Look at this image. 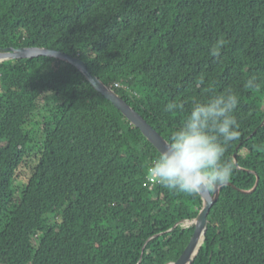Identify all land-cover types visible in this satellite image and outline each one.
I'll list each match as a JSON object with an SVG mask.
<instances>
[{"label": "trees", "instance_id": "16d2710c", "mask_svg": "<svg viewBox=\"0 0 264 264\" xmlns=\"http://www.w3.org/2000/svg\"><path fill=\"white\" fill-rule=\"evenodd\" d=\"M34 47L84 61L167 141L166 104L237 92V168L192 264H264V0H0V50ZM0 74V264L177 261L202 199L151 186L140 130L64 61Z\"/></svg>", "mask_w": 264, "mask_h": 264}, {"label": "clouds", "instance_id": "9594fccd", "mask_svg": "<svg viewBox=\"0 0 264 264\" xmlns=\"http://www.w3.org/2000/svg\"><path fill=\"white\" fill-rule=\"evenodd\" d=\"M220 47L218 42L211 54L219 55ZM257 86L255 77L245 82L247 88ZM239 102L238 93L228 88L193 97L187 107L185 101L166 104L164 111L179 112L183 123L171 133L166 148L151 159L146 170L148 179L193 197L227 184L237 168V162L226 153L240 135L234 114Z\"/></svg>", "mask_w": 264, "mask_h": 264}, {"label": "water", "instance_id": "95a60500", "mask_svg": "<svg viewBox=\"0 0 264 264\" xmlns=\"http://www.w3.org/2000/svg\"><path fill=\"white\" fill-rule=\"evenodd\" d=\"M48 57L54 58L57 60L64 61L72 66L76 67L82 74L85 75L86 79L91 83V85L95 88L96 91L101 93L107 100H109L114 107L119 110L130 122L133 126L140 130L142 135L159 151L161 152L167 146L168 141L161 135L157 130H155L152 125L136 110H134L126 101H124L116 92L106 86L98 77L93 75L89 70L87 64L79 58L71 57L70 55L57 51L50 50L47 48H19L14 49L10 48L5 51L0 50V63L14 61V60H22V59H33V58H41ZM235 157V154H234ZM255 173L254 171H250ZM259 177L257 176L256 182L254 186L249 190H240L241 192L251 193L255 190L258 184ZM225 185H232L228 182ZM235 187V186H234ZM220 188L212 191L211 193L202 192L200 194L202 199V207L193 221L195 224L194 234L187 245L184 253L180 256V258L169 264H188L193 263L194 258L198 254L201 246L204 243L206 237V231L208 228V213L210 211L213 203L216 202ZM201 241V242H200Z\"/></svg>", "mask_w": 264, "mask_h": 264}, {"label": "rangeland", "instance_id": "374dc122", "mask_svg": "<svg viewBox=\"0 0 264 264\" xmlns=\"http://www.w3.org/2000/svg\"><path fill=\"white\" fill-rule=\"evenodd\" d=\"M22 172H24V171H22ZM182 223L184 226H191L192 224H194L193 221H188V220L183 221Z\"/></svg>", "mask_w": 264, "mask_h": 264}, {"label": "built area", "instance_id": "2783aa9c", "mask_svg": "<svg viewBox=\"0 0 264 264\" xmlns=\"http://www.w3.org/2000/svg\"><path fill=\"white\" fill-rule=\"evenodd\" d=\"M0 78H1V74H0ZM0 83H1V80H0ZM148 180H149V179H148ZM149 182H150L151 186L155 183V182L150 181V180H149Z\"/></svg>", "mask_w": 264, "mask_h": 264}, {"label": "bare ground", "instance_id": "6f19581e", "mask_svg": "<svg viewBox=\"0 0 264 264\" xmlns=\"http://www.w3.org/2000/svg\"><path fill=\"white\" fill-rule=\"evenodd\" d=\"M201 242V241H200ZM188 264H190V263H188Z\"/></svg>", "mask_w": 264, "mask_h": 264}]
</instances>
